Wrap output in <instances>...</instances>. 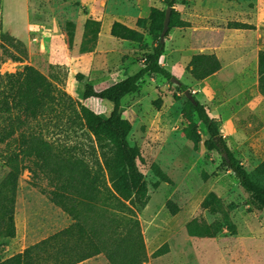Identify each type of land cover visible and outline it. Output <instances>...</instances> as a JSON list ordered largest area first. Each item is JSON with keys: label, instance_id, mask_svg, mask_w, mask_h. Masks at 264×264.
I'll use <instances>...</instances> for the list:
<instances>
[{"label": "rangeland", "instance_id": "374dc122", "mask_svg": "<svg viewBox=\"0 0 264 264\" xmlns=\"http://www.w3.org/2000/svg\"><path fill=\"white\" fill-rule=\"evenodd\" d=\"M202 2L176 0L174 9L179 11L180 18L189 20V26H173L168 30L161 63L217 119L226 145L250 171L264 159V97L257 88V49H264V25L257 30L234 32L228 28L231 26L228 18L204 14L199 9ZM250 2L235 0L234 3L245 7ZM76 4L75 0H23L20 9L26 16L28 32L15 38L20 41L19 45L17 41V44L12 42L11 29L6 31L15 21L16 4L0 0V41L21 58L20 61L5 58L0 62V73L33 65L73 99L108 116L112 102L84 99V83L100 89L134 73L142 66L156 37L146 26L139 30L143 33L141 42L130 41L127 34L137 26V15L121 7L118 18L112 19L114 23L111 19L106 21L101 43L91 52L78 50L82 34L78 27H75V43L70 48L65 22L86 14V9ZM3 8L5 15L2 16ZM240 12L235 10V14L243 17ZM211 49H216L226 61L213 75L194 79L187 69L191 55ZM77 73L84 75L82 81L75 79ZM180 87L168 77L148 74L139 81L136 92L121 100L122 116L131 123L128 140L139 150L137 165L149 194L147 204L136 209L146 250L143 264H264V208L258 209L251 202L234 173L223 165L222 153L205 148L203 141L208 134L196 117L201 142L194 147L185 137L182 109L187 98L186 89ZM65 121L64 116H50L31 120L29 127L59 147L76 145L79 148L76 153L86 154L89 138L80 133L67 136ZM14 136L9 148L18 142V132ZM4 149L5 144L0 143V154ZM153 164L161 168L170 182L159 180L152 170ZM6 172L7 167L0 158V180ZM50 188L44 175L34 179L27 169L21 172L15 203V236L0 241L1 258L21 251L70 222L50 200ZM210 191L218 198L209 208L201 209L200 203ZM167 200L178 206L176 214L170 213ZM193 217L209 224L212 237L187 234L185 223ZM164 242L168 252L155 256L154 251ZM80 264L109 262L99 254Z\"/></svg>", "mask_w": 264, "mask_h": 264}, {"label": "trees", "instance_id": "16d2710c", "mask_svg": "<svg viewBox=\"0 0 264 264\" xmlns=\"http://www.w3.org/2000/svg\"><path fill=\"white\" fill-rule=\"evenodd\" d=\"M176 0H164L171 7L169 29L183 27L187 22L180 19L173 8ZM165 8L151 7L146 18H138L136 24L148 27L156 37L151 51L145 54L142 66L134 73L97 89L84 83L83 98H98L112 102L108 116H103L65 90L59 88L44 73L33 65H24L15 72L0 73V143L5 144L0 154L7 167L0 180V241L15 236V202L18 179L27 169L32 178L44 175L50 185L49 198L71 220L66 227L26 247L0 264H74L89 257L103 254L110 264H143L146 250L136 217V209L147 204L149 194L146 180L137 165L139 150L131 145L128 134L130 121L122 116L121 100L125 95L139 88V81L148 74L172 76L161 63L164 43L159 40L163 28ZM235 28H250L246 23H231ZM168 29V30H169ZM100 22L88 17L79 50L92 51ZM1 31V22H0ZM68 46H73L74 23L65 22ZM168 33V31H167ZM167 33L165 36H167ZM127 38L141 42L143 33L131 29ZM5 58L20 61V56L0 41V62ZM221 67L214 53L192 55L187 69L196 80H202ZM84 75L77 73L75 79L82 81ZM182 89H186L181 84ZM258 90L264 96V50L258 51ZM158 106V103H156ZM185 119L183 133L197 147L201 132L197 120L205 128L208 137L203 141L207 150L226 153L222 163L237 177L240 186L249 194L251 202L264 208V159L248 171L226 145L218 121L197 99L187 98L182 109ZM54 116L66 117L64 132L67 136H87L86 154L76 153L78 146L62 147L48 140L39 131L31 129V120L37 121ZM61 119V118H60ZM26 126V128H23ZM23 128V129H22ZM26 129V131H25ZM18 132V142L10 147V139ZM152 170L159 180L170 182L161 168L153 164ZM34 185L37 183L32 181ZM158 183H154L156 186ZM217 194L210 191L200 203L207 209L217 200ZM166 206L172 215L178 206L167 200ZM189 236L212 237V229L202 218L193 217L185 223ZM164 242L155 251V256L168 252Z\"/></svg>", "mask_w": 264, "mask_h": 264}, {"label": "crops", "instance_id": "0c3cea01", "mask_svg": "<svg viewBox=\"0 0 264 264\" xmlns=\"http://www.w3.org/2000/svg\"><path fill=\"white\" fill-rule=\"evenodd\" d=\"M10 1L12 3H14V5L16 4L15 5L16 17L14 16L15 21L13 23V26L6 27V31L8 32V30L11 29V31L13 32L12 42H14V44H17V42H18L19 45H21L20 41L19 40L17 41L16 39L19 38L20 34L28 32V28L26 25V16L21 13V9H20V5L22 4L23 0H10ZM75 1L77 2L76 5L80 9H86V14L84 13L85 14L84 17L80 18L78 16L76 20H73V21L70 20L74 23L73 44L75 43V39H76L75 27L76 28L78 27V29H80L82 32L81 37L78 40V50L80 47V43L82 41V35H83V31H84V22L88 17H91L92 19H95V20L100 22V30H99L98 37H97L96 44H95V46H97L101 43V34L104 31V28H105L104 26L106 24V21L111 19V22L114 23V21H112V19L118 18L119 8L126 7L132 13L136 14L137 15L136 21H137L138 18H146L150 12L151 7H158L161 9L162 8L166 9V7H167L166 4L164 3V0H75ZM234 2H235V0H217V2L210 0L209 4H207L208 2L205 3V0H204V2H202V6L199 7V9L204 14H212L213 16H216V17L221 16L224 19L228 18L227 20L230 21L229 24L234 23V22H240V23H246V24L251 25L250 28H235V27H232V24H231V26H229L228 28L233 29L234 32H238L240 30H246V29L257 30V29H259V27L261 25H264V0H252V2H250L245 7L237 6ZM174 5H173V8H174ZM236 9L241 11L240 13L243 14V17H239L237 14H235ZM4 12H5V9L3 8L2 16L5 15ZM232 15L235 17H232ZM180 19H182V18H180ZM182 20L187 22V25L183 26V27L189 26V20L188 19H186V20L182 19ZM2 26L4 27L5 25L2 24ZM136 27H135V29L138 31L140 30V28H144V27H140V26H138L137 28ZM133 29H134V27H133ZM7 44L11 45L9 42ZM95 46H94V48H95ZM259 50L260 49H257V88H258V51ZM262 50H264V49H262ZM87 52H91V51H87ZM197 53H214L217 56V58L220 60V63H223L224 61H226V60L222 59L221 54L216 49H211L208 51L197 52ZM194 54H196V53H194ZM194 54H192V55H194ZM192 55H191V57H192ZM191 57H190V59H191ZM190 59H189V61H190ZM213 74H211V75H213ZM211 75H209V76H211ZM209 76H207V77H209ZM14 220H15V215H14ZM70 223H71V220L67 225H69ZM67 225H65L64 227H66ZM64 227H62V228H64ZM62 228H60V229H62ZM15 229H16V227H15ZM60 229H58V230H60ZM58 230H56V231H58ZM56 231H54V232H56ZM54 232L50 233L49 235L53 234ZM49 235L39 239L38 241L48 237ZM193 237H195V236H193ZM38 241H36V242H38ZM36 242H34V243H36ZM34 243H32V244H34ZM32 244H30V245H32ZM28 246H26V247H28ZM25 248H23L21 251H23ZM21 251H18V252H21ZM18 252H16V253H18ZM16 253L11 254L10 256H12ZM10 256H8V257H10ZM95 256H97V255H95ZM92 257H94V256H92ZM5 258H7V257H5ZM5 258H2V259H5ZM89 258H91V257H89ZM89 258H87V259H89ZM84 261H86V259L81 260V261L74 263V264H80Z\"/></svg>", "mask_w": 264, "mask_h": 264}, {"label": "water", "instance_id": "95a60500", "mask_svg": "<svg viewBox=\"0 0 264 264\" xmlns=\"http://www.w3.org/2000/svg\"><path fill=\"white\" fill-rule=\"evenodd\" d=\"M170 14H171V7L167 6L165 9L163 28H162V30L160 32V36H159V40L161 43H164L165 35L169 29ZM170 81L173 82L174 84L178 85V86H180L182 84V82L178 78H176L175 76H171ZM184 93H185L186 98L190 99V101L194 102L196 100V98L192 95V93L188 89L184 90ZM221 157L226 158L227 157L226 153L223 152L221 154Z\"/></svg>", "mask_w": 264, "mask_h": 264}]
</instances>
